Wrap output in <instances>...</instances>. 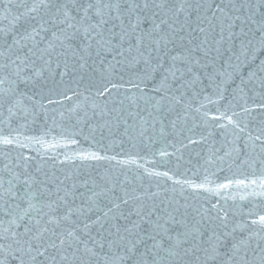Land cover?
I'll return each instance as SVG.
<instances>
[{
  "label": "water",
  "instance_id": "water-1",
  "mask_svg": "<svg viewBox=\"0 0 264 264\" xmlns=\"http://www.w3.org/2000/svg\"><path fill=\"white\" fill-rule=\"evenodd\" d=\"M188 3L195 7L197 0ZM249 4L253 12L242 15L254 18L236 31L244 27L251 35L264 23V0ZM31 6V0H0V27L11 30L14 17ZM189 11L173 17L175 45L165 57L189 58L179 65L185 69L175 93L179 104L148 99L129 82L132 72L119 65L113 70L111 57L95 54L84 67L68 54L66 75L56 74L64 56L61 70L36 59L34 70L22 74L27 82L13 77L0 85L4 187L12 181L22 192L27 179L30 191L45 194L41 199L67 192L76 206L91 197L102 211L129 198L125 210L139 207L154 213L152 221H170L165 226L171 235L189 233L190 245L195 234L197 247L216 236L225 241V251L240 241L264 247V227L253 223L264 216V50L245 55L239 39H227L226 30L221 35L220 27L206 22L205 32L192 31ZM190 22L194 28L195 16ZM32 23L22 17L16 31ZM105 87L110 90L101 95ZM99 193L106 195H94ZM0 219L6 226L9 217L0 213ZM180 264L203 262L189 255Z\"/></svg>",
  "mask_w": 264,
  "mask_h": 264
},
{
  "label": "snow or ice",
  "instance_id": "snow-or-ice-1",
  "mask_svg": "<svg viewBox=\"0 0 264 264\" xmlns=\"http://www.w3.org/2000/svg\"><path fill=\"white\" fill-rule=\"evenodd\" d=\"M31 5L14 17L11 30L0 27V85L13 77L27 82L22 74L33 69L36 59L49 68L55 62L56 70H61L64 56L63 69L56 74L66 75L68 54L84 61L81 67L95 54L105 60L111 57L115 63L108 61V67L113 70L119 65L132 72L129 82L148 99L159 96L158 104L172 100L179 104L175 93L183 87L185 76L179 65H187L189 58L173 55L167 61L165 57L169 45H175L173 17L189 9L186 23L192 31L205 32L201 25L206 22L220 27L221 35L226 30L227 39H239L245 55L252 49L264 50V23L251 35L244 27L236 31L254 18L242 15L246 9L253 12L249 0H197L195 7L181 0L179 8L169 0H31ZM22 17L34 23L18 33ZM109 90L105 87L100 94ZM8 183L5 188L0 182V213L9 217L6 226L0 219V264H163L165 259L180 264L189 255L203 264H264V247L259 244L252 248L248 241L233 242L225 251V241L216 236L215 242L210 237L208 246L197 247L191 234L190 245L189 233L171 235L165 226L170 221H152L154 213L139 207L125 210L129 198H118L102 211L91 197L89 203L76 206L67 192L56 200L41 199L45 194L30 191L27 179L21 182L26 185L22 192L12 181ZM253 223L264 227V216Z\"/></svg>",
  "mask_w": 264,
  "mask_h": 264
}]
</instances>
